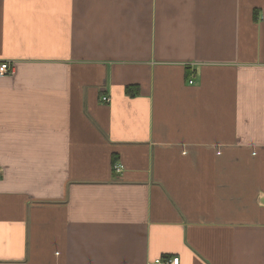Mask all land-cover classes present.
<instances>
[{"label": "crops", "instance_id": "obj_1", "mask_svg": "<svg viewBox=\"0 0 264 264\" xmlns=\"http://www.w3.org/2000/svg\"><path fill=\"white\" fill-rule=\"evenodd\" d=\"M2 60L0 264H264V0H0Z\"/></svg>", "mask_w": 264, "mask_h": 264}, {"label": "built area", "instance_id": "obj_2", "mask_svg": "<svg viewBox=\"0 0 264 264\" xmlns=\"http://www.w3.org/2000/svg\"><path fill=\"white\" fill-rule=\"evenodd\" d=\"M14 72V66L12 61L10 60H2L0 61V77H4L7 75H10ZM104 100L106 101H110V99L108 98H104ZM123 166L122 165H115L114 169L116 171V173H120L123 170ZM155 262L157 264H179L180 263V258L179 257H175V258H166V259H156Z\"/></svg>", "mask_w": 264, "mask_h": 264}, {"label": "trees", "instance_id": "obj_3", "mask_svg": "<svg viewBox=\"0 0 264 264\" xmlns=\"http://www.w3.org/2000/svg\"><path fill=\"white\" fill-rule=\"evenodd\" d=\"M134 88H135V87H134ZM132 89H133V86L128 87V88H127V92L130 93V91H131ZM130 96H132V95H130Z\"/></svg>", "mask_w": 264, "mask_h": 264}, {"label": "rangeland", "instance_id": "obj_4", "mask_svg": "<svg viewBox=\"0 0 264 264\" xmlns=\"http://www.w3.org/2000/svg\"><path fill=\"white\" fill-rule=\"evenodd\" d=\"M123 171V170H122ZM121 173V172H120Z\"/></svg>", "mask_w": 264, "mask_h": 264}]
</instances>
